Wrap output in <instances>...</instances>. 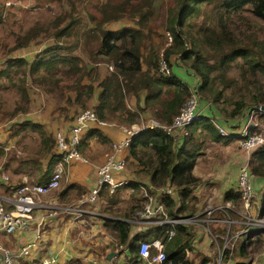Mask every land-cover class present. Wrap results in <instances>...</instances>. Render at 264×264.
Returning <instances> with one entry per match:
<instances>
[{
  "label": "trees",
  "instance_id": "trees-1",
  "mask_svg": "<svg viewBox=\"0 0 264 264\" xmlns=\"http://www.w3.org/2000/svg\"><path fill=\"white\" fill-rule=\"evenodd\" d=\"M153 1H106L102 6L99 5V17L90 15L99 30L98 48L92 54L91 60L96 55H102L113 68L102 78H98L94 67H88V63L74 53L76 44H59L63 38L58 37L67 34L69 27L73 23H79L80 18L70 14L68 22L61 25L64 17L58 14L55 19L43 24V27L35 23L24 33L17 34L15 45L18 46L25 44L42 29L55 35L57 39L55 38V44L41 49L37 53L39 56L33 60L21 56L7 58L5 66L0 69V87L4 77L15 84L12 73L20 72L16 87L24 101L29 95L25 82L30 79L32 84L40 85L45 92L54 94L59 101L85 109L89 108L87 104L98 86L100 91L97 102L90 104L98 118L111 120L117 117L131 124L139 119L141 111L148 109L151 117L157 121L170 122L190 94L189 84L174 71L173 67L176 66L184 67L186 72L197 77L194 88L198 99L211 101L224 114H239L242 118L256 108L257 104H264V80L259 79V73L264 75V0H174L167 10L164 26V30L171 35V42L162 51L146 41L151 39L150 27L147 31L144 30L149 25ZM69 3L76 9L75 0H69ZM125 13L132 16V25L118 30H109L103 26ZM161 55L170 68L169 73L158 71ZM234 61L240 69L241 80L247 83L241 82L238 85L240 97L235 99L231 96L229 100L233 103V108L230 109L218 103L223 87L218 86V83L232 86L235 82V78L227 75L226 70ZM57 72L61 74L58 75ZM96 77L97 84L94 82ZM140 90L146 91L143 105L137 103L134 109L127 106L126 97L138 96ZM20 98L16 99V104L9 113L5 111L4 115H12L30 106L21 104ZM186 128L187 133L182 134L185 136H182V142L178 141L181 136L174 130L167 132L154 126L132 136L127 145L128 156L141 165L144 175L148 176V185L161 186L170 183L176 187V196L166 192L160 196L171 217L189 216L195 210L192 188L198 183L199 177L191 169L195 158L200 154V146L194 141L195 129L207 132L211 140L233 137L220 134L215 123L206 117L194 119ZM54 133L53 137H42L47 151L53 145L55 147ZM93 135L104 139L98 128H88L81 137L80 151L83 141ZM53 156L54 163L60 158V153L56 150ZM248 165L254 176L264 177V143L251 150ZM123 184L133 188L134 192H138L140 186H148L135 180ZM224 198L238 202L241 200V193L238 188L228 189ZM138 205H132L129 210L118 209L116 214L119 215L104 218V226L113 233L117 244H125L132 256L139 258L138 250L142 240L161 238L169 262L192 264V260L186 257L187 250L192 247L193 237L187 223H174L171 234L167 232L170 227L168 224H156L129 237L131 225L123 218L129 216ZM260 213H264V195ZM253 231L244 232L245 236L238 240L235 253H240L247 243L256 242L257 238H252L256 234ZM150 250L154 252L155 248L151 247ZM211 259L201 254L196 264H211Z\"/></svg>",
  "mask_w": 264,
  "mask_h": 264
},
{
  "label": "crops",
  "instance_id": "crops-1",
  "mask_svg": "<svg viewBox=\"0 0 264 264\" xmlns=\"http://www.w3.org/2000/svg\"><path fill=\"white\" fill-rule=\"evenodd\" d=\"M30 52H34V50L27 51V53ZM25 53L22 56L28 59L29 55L26 56ZM86 63H88V67L94 66L87 61ZM173 69L190 87L196 86L197 77L194 74L186 72L184 67L174 66ZM95 70H98L97 66H95ZM104 71V74L108 72L106 69ZM97 73L99 75V70ZM104 74L99 75L98 78H102ZM32 88H29L31 95L28 96L32 100L27 109L0 117V144L6 146V149L0 147V200L7 209L13 205L11 201L13 186L25 182L39 183L44 181L53 165L54 156L52 157V154L55 153L56 147L53 145L47 151L42 137L47 135L53 137L56 129H66L72 120V110L64 109L65 106L61 103H57V107L47 113L39 111L36 107V93ZM99 91L100 87H95L89 104L97 102ZM145 93V90H140L138 96L131 95L127 100L129 103L127 106L134 109L137 103L143 105ZM229 108H233V103H230ZM197 110L203 117L214 118L219 124L231 131L237 129L246 118V114L243 118L239 114H224L216 104L202 99H198ZM4 112L1 111L0 116L4 115ZM141 112L142 115L139 118L144 119L145 116L147 122L152 118L148 109ZM257 120L260 124L264 123L260 117H257ZM106 121L105 124L92 123L88 127L98 128L104 139L101 140L97 135H93L83 141L81 153L86 160L72 162L63 175L60 186L39 196L40 205L33 209V219L29 225L25 229L22 228L1 236L5 246L11 250H16L26 241L35 238L36 233L39 232L36 244L30 249L29 254L17 258L19 264H34L47 254H53L57 258L58 264H144L141 259L132 256L125 244L119 246L113 233L103 223L104 218L119 215L115 211H119L117 208H122L119 205L120 200L130 196L133 188L122 182L114 189L112 193L114 197L108 198L109 201L107 195L98 196L101 202L108 201L101 205V210H98L100 202L98 197L92 204L83 205L87 211L81 215H77L70 209L65 210L69 203L77 201L88 192L94 183L95 167L105 160L112 151L113 144L120 142L126 135L123 129L125 123ZM133 123L137 126L140 124L137 123V120L131 124ZM131 124L126 126H132ZM185 130L187 133V128ZM34 132L38 136L35 150H33L34 142L30 138L25 140V134H30V137L33 138L35 137ZM184 135H178L181 136L179 142H182ZM194 137L195 143L200 146V154L195 158L191 171L199 177V181L192 188L195 197L193 204L195 210L191 214L194 219L187 222L193 234L192 247L187 250V257L193 261L192 264L199 261L201 254L209 257L214 255L215 257L217 253L215 246L223 242L219 236L229 233L231 239L235 235V241L228 250V257L223 259L222 264H264V227L253 231L256 234L252 238H257L255 243H247L240 253H235L238 240L245 236V233L242 232L244 223L240 220L243 217V208L240 200L234 202L224 198L226 190L237 188L239 168L243 163L248 162L252 149H244L239 145L236 137L211 140L207 132L200 131L199 128L195 129ZM120 154H123L127 160L129 157L128 146L121 147ZM132 160L130 157L128 158V161ZM126 175L128 176H125L123 171L115 174L119 180L126 179L125 182L129 180L140 182L141 180L142 183L149 184L148 176L136 175L135 171L130 172L128 170ZM252 180L254 195L250 212L259 214L261 199L264 195V177L253 176ZM174 188L176 190L175 186ZM178 202L177 200V205ZM208 209L212 210L209 215L207 214ZM150 227L152 226L132 224L129 237L144 232ZM239 228L240 230H238ZM109 251L116 253L107 258ZM0 264H2L1 253ZM168 264L174 263L169 262Z\"/></svg>",
  "mask_w": 264,
  "mask_h": 264
},
{
  "label": "built area",
  "instance_id": "built-area-1",
  "mask_svg": "<svg viewBox=\"0 0 264 264\" xmlns=\"http://www.w3.org/2000/svg\"><path fill=\"white\" fill-rule=\"evenodd\" d=\"M166 33L168 35V42H166V44H168L171 42V35L169 32ZM109 68H112L111 64H109ZM158 71L162 73L170 72V68L162 58V55ZM197 107V91L194 87H190L189 96L184 100L178 113L173 116L170 122H159L154 118H150L146 124L139 126L135 125V123L131 124L132 126H126L127 124H123L125 125L123 129L125 130L126 135L120 142L113 144L112 151L107 155L105 160L95 167V179L93 185L80 199L69 203L65 210L70 209L77 215H81L87 211L83 205L86 203L92 204L103 188H108V191L112 192L119 183L121 184L122 182H125L126 179L119 180L116 178L115 174L121 172L125 168L126 157L123 154H120V149L121 147L128 145L132 136L140 133L148 127L154 126L160 127L167 132H172L174 130L180 135L185 134L187 124L196 118L203 117V115L198 113ZM260 116H264V109H261L258 106L251 110L245 120L234 131L219 124L214 118H207L215 123L220 134L238 138L237 140L240 146L244 147L246 150H251L258 144L264 143V126L257 120V117ZM106 122V120L98 118L92 108L78 110L66 129L59 128L54 133L55 147L58 153H60V158L53 163L45 180L39 183L25 182L13 186V195L11 196L13 205L10 209L5 208L0 200V253L2 254V264H19L17 258L29 254L30 249L36 244L39 232L36 233L35 238L26 241L16 250H11L5 246L2 242L1 236L5 233L14 232L22 228L25 229L29 225L33 219V209L40 205L38 200L39 196L45 192L57 189L60 186L61 179L72 162L75 160H86L85 156L79 149V143L83 133L92 123L105 124ZM1 146L6 149L5 145L0 144V147ZM253 176L248 162L243 163L239 168L237 179V188L241 193L240 201L243 208L242 223H244V227L242 232L250 231L247 230V225H251L253 228L251 230L264 227V215L252 214L250 212L254 195ZM140 189L142 196L140 205L135 207L129 216L123 218L127 220L130 225L142 224L154 226L156 224H168L170 227L167 232L171 234L173 232L174 223H187L194 219V216L191 215L178 217H171L168 215L165 204L160 200V196L165 192L172 196H176V190L172 184L166 183L161 186H140ZM211 211V209H208L207 214L209 215ZM219 237L223 242L215 246L217 250L215 256L216 264H222L223 254H226V252L232 247L231 237L228 236V233L221 234ZM151 247L155 248L154 252H151ZM138 251L139 258L144 264L169 263L161 238H156L151 241L142 240L139 244ZM34 264H58V261L53 254H47L37 260Z\"/></svg>",
  "mask_w": 264,
  "mask_h": 264
},
{
  "label": "rangeland",
  "instance_id": "rangeland-1",
  "mask_svg": "<svg viewBox=\"0 0 264 264\" xmlns=\"http://www.w3.org/2000/svg\"><path fill=\"white\" fill-rule=\"evenodd\" d=\"M106 1L120 2L122 0H75L76 9H73L71 7L69 0H0V68H2L5 65L7 58L19 57L22 56L23 53L25 52H26L25 53L26 56L29 55L28 60H33L37 58V56H39L37 53L41 49H43L44 47L48 48V46L55 44L57 39L55 35H52V33H47L42 29L37 35L29 38L25 44L18 46L15 45L17 34L24 33L28 27H30L35 23L42 26L47 21L55 19V17L58 14L64 17L63 18L64 20H62V24H61L64 25L68 22L70 18V14H73L80 18L79 23H73L69 27L67 34L58 37V39L63 38L61 39L59 44H62L61 42H63V44H66L68 46H70V44H76L74 53L77 54L79 57H81L83 60H86L90 64L94 65L93 66L94 68L95 66H97V69L99 70V75H103L105 73L104 71L105 69L107 71L112 70L113 68H109V63L106 62V58L102 55H96L95 58L91 60L92 54L98 48L99 30L97 29V27H95L94 24L95 22L93 21V18L91 19L90 15L92 16L95 15L96 17H99L100 16L99 10L101 9L102 6L101 4H104L103 2ZM153 2H154V6L152 10V15L150 16L149 19L150 20L149 25L144 29L145 31H147L148 27H150L149 30H150L151 39L150 40L146 39V41H150L151 44H154L153 46L156 49L159 48L160 51H162L163 48L167 45L166 42H168L167 39L168 35L164 30L165 16L167 14L168 8L173 5L174 0H154ZM127 14L128 13H125V15H122L119 18L107 22L103 26L105 28H108L109 30H118L124 26L132 25V21H133L131 19L132 16ZM31 49L34 50L35 53L34 52L27 53V51ZM60 65L63 66L62 64ZM14 66H17V64H15ZM226 70L228 72L227 75L235 78V82L232 84V86L218 83V86L220 85L223 86L218 103L221 106H226L227 108H229L231 96L232 98L235 99L240 97L239 90L237 89L238 85L239 84L241 85V82L244 83L247 82L241 80L240 69L236 65V61L231 62ZM57 74L59 75L61 73L57 72ZM19 75L20 72L12 73L13 81L15 82V84L9 82L6 77L3 78V82L0 87V108H1L0 112L1 111L8 112L9 110H11L12 106L16 104V99L21 97L18 88L16 87L19 82ZM259 79L260 81L264 80V75L262 73H259ZM96 80L97 77L94 80V82ZM29 81L30 79H27V81L25 82L26 88L28 94L31 95V91L29 90V88L33 87L32 90L35 91L37 98L36 107L39 111H45L47 113L49 110H54V108L57 107V103L64 104L66 110L71 109L72 116L76 111L81 109L79 106L75 104H66L63 101H59L57 97L54 96V94L45 92L40 85L32 84L31 81L30 82ZM95 84H97V81L95 82ZM245 94L246 96H248L247 92ZM129 97H131V95L126 97L127 98L126 101L128 100ZM31 100L32 98L28 96L27 100L24 101L23 99L20 98L19 101L21 104L30 105ZM127 104H129L128 101ZM87 107L92 108L90 104H87ZM251 110L246 113V116L251 112ZM2 116H6V115H2ZM146 118L147 117L144 116V119L141 118L137 119V123L139 122L140 123L139 125L146 124L147 123ZM262 120H264V116L262 117ZM110 121H114L118 123L126 122L125 120H121L120 118L117 117L112 118ZM262 124L264 126V123ZM25 135H26L25 140H29L30 138L34 142L33 150H35L36 139L38 137L37 134H35V137L33 138L30 137L31 136L30 134H25ZM141 168H142L141 165H138L135 160L128 161L127 158L125 168L122 171L125 173V176H128L126 175L127 170L130 172L135 171L136 175H144L145 173L142 171ZM140 190L138 192H134L133 190L132 193H130V196L126 197V199H121L122 201L120 200L119 205L122 208H117V209H121L122 211L125 209L129 210L132 205H136V204L140 205L142 200ZM103 191L99 193V197L101 195L103 196L107 195V200L108 198L114 197L112 194L113 191L112 192L108 191V188L106 189L104 188ZM99 197L98 200L100 201ZM107 200L102 201L103 203L101 201L99 202L98 210H101L102 204H105L106 202L109 201ZM106 212H110V211H106ZM115 212H119V211H115ZM242 218L243 217H241L240 220H242ZM246 227L247 230L253 229L251 225H247ZM238 230H240V228ZM228 236L230 237L231 235H229L228 233ZM234 241H235V235H233V239H231L232 246L234 245ZM211 257H212V264H216V258L214 257V255H212ZM226 257H228V252L226 254H223L222 256L224 260Z\"/></svg>",
  "mask_w": 264,
  "mask_h": 264
},
{
  "label": "water",
  "instance_id": "water-1",
  "mask_svg": "<svg viewBox=\"0 0 264 264\" xmlns=\"http://www.w3.org/2000/svg\"><path fill=\"white\" fill-rule=\"evenodd\" d=\"M260 107L261 109H264V104H257L256 107ZM116 252L115 251H109L107 253V258H110L112 255H114Z\"/></svg>",
  "mask_w": 264,
  "mask_h": 264
}]
</instances>
